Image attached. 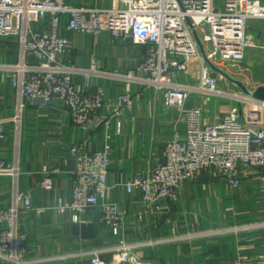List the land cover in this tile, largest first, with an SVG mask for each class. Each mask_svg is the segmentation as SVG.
I'll list each match as a JSON object with an SVG mask.
<instances>
[{"label":"crops","instance_id":"0c3cea01","mask_svg":"<svg viewBox=\"0 0 264 264\" xmlns=\"http://www.w3.org/2000/svg\"><path fill=\"white\" fill-rule=\"evenodd\" d=\"M63 2L74 8L115 7V0ZM69 22L70 16H63L58 33L71 42L63 61L81 70L98 62L102 72L88 81L82 75L75 76L74 82L88 94L103 88L107 104L114 103L124 92L132 95L135 102L121 120V133L117 120L107 131L96 129L95 119L86 128L76 127L66 107L21 99L11 85L10 73L0 71V122L5 130V138L0 140V162H6L16 174L0 175V210L11 209L17 194H30L32 206L45 210L42 215L23 211L19 217L20 231L27 236L25 258L45 261L42 264H90L89 257L80 254L111 250L123 241L143 245L133 253L142 264H264V169L240 166L238 188L225 181L218 170L209 169L197 181L184 185L175 201H162V211L138 218L144 211L142 192L134 189L129 195L126 187L136 175L145 179L153 176L165 145L175 132H184V121L177 112L165 108L163 91L117 78L141 65L146 45L124 42L104 32L97 37L79 34L68 30ZM252 25L248 36L254 46L247 49L242 66L227 72L232 79V73L239 74V79L233 80L249 92L264 87V21ZM35 27L47 32L42 23ZM203 47L205 52L210 50L209 45ZM19 60V38L0 37V65L15 66ZM212 73L217 74L214 70ZM200 77L198 62H193L188 72L172 75L174 82L193 87ZM223 79L219 89L227 97L192 94L187 101V108L202 110L206 125L221 123L233 107L240 105L232 97L245 96L239 87ZM76 145L84 146L83 154L108 152L105 201L119 205L126 215L117 236L100 223L99 209L82 215L79 224L73 223L74 212L61 215L56 211L59 201H73L71 174L77 169V160L70 157L69 151ZM56 168L61 172L53 177L54 190L41 189L39 183L45 171ZM76 225L93 227V236L87 229L76 233ZM69 255L76 257L57 260ZM101 259L111 261L112 254H104Z\"/></svg>","mask_w":264,"mask_h":264},{"label":"built area","instance_id":"2783aa9c","mask_svg":"<svg viewBox=\"0 0 264 264\" xmlns=\"http://www.w3.org/2000/svg\"><path fill=\"white\" fill-rule=\"evenodd\" d=\"M65 15L70 16L69 31L93 37L104 32L124 42L146 45L141 65L117 78L163 91L165 108L177 112L184 121V132H175L165 145L153 176L145 179L136 175L126 187L129 195L134 189L142 192L144 211L139 219L162 211V201H175L184 185L197 181L209 169L218 170L234 188L240 186V166L264 169V103L247 96L232 97L240 105L233 107L221 123L210 125L203 123L201 109L186 106L192 94L215 99L226 96L219 89L224 77L213 75L211 66L221 72L227 66H242L247 49L254 46L248 30L253 23L264 21V0H224L222 6L215 0H115V7L109 9L74 8L63 0H0V37H18L20 45L19 63L0 65V71L10 73L11 85L21 99L63 105L76 127L86 128L95 119L96 129L107 131L117 120L121 133V120L132 111L134 97L124 92L107 104L103 88L88 94L74 82L75 76L82 75L88 81L102 72L98 62L81 70L63 61L71 46L68 38L58 35ZM38 23L46 25L47 32L36 29ZM203 45H209L210 50L205 52ZM193 62L201 64L198 85L174 82L172 75L188 72ZM4 138V123L0 122V140ZM83 148L76 145L69 151L70 157L77 160V169L71 174L73 201H59L56 211L61 215L74 212L73 223L79 224L82 215L99 209L100 223L117 236L126 215L119 205L105 201L108 152L83 154ZM60 172L59 168L45 171L39 183L41 189L52 192L53 177ZM0 175L16 174L6 162H0ZM14 201L11 209L0 210V264H42L45 261L25 258L27 236L20 231L19 217L23 211L42 215L45 210L32 206L30 194H17ZM142 246L122 241L111 250L80 255L89 257L90 264H142L133 254ZM107 253L112 254L111 261L101 259Z\"/></svg>","mask_w":264,"mask_h":264},{"label":"water","instance_id":"95a60500","mask_svg":"<svg viewBox=\"0 0 264 264\" xmlns=\"http://www.w3.org/2000/svg\"><path fill=\"white\" fill-rule=\"evenodd\" d=\"M199 45H200V42H199ZM211 69L214 70L215 72H217L218 74L222 75L223 77H225L229 81H231L235 86L239 87L245 96L250 97L253 100H256L258 102L264 103V87H260L254 92H249L247 90V88L242 83H240L238 81H234L226 73L219 71L218 69H216L213 66H211ZM86 229H87V231H90L91 235L93 236V227L86 228V227H84V225H76L75 226V232L76 233L79 232L80 230L84 231V233H85Z\"/></svg>","mask_w":264,"mask_h":264},{"label":"rangeland","instance_id":"374dc122","mask_svg":"<svg viewBox=\"0 0 264 264\" xmlns=\"http://www.w3.org/2000/svg\"><path fill=\"white\" fill-rule=\"evenodd\" d=\"M224 0H215V3H216V5H218V6H222V2H223ZM252 26H255V25H252ZM252 26H250V28H249V31H248V34H250V31H251V29H252ZM251 40V39H250ZM252 41V40H251ZM201 65V64H200ZM229 69H232V67H226L225 68V70H224V72L227 74V72L229 71ZM236 69V68H235ZM231 74V73H230ZM230 76V75H229ZM231 77H233V79H239V74H235V73H232L231 74ZM225 78V77H224ZM222 81H226V78L225 79H223ZM245 97V96H244Z\"/></svg>","mask_w":264,"mask_h":264},{"label":"bare ground","instance_id":"6f19581e","mask_svg":"<svg viewBox=\"0 0 264 264\" xmlns=\"http://www.w3.org/2000/svg\"><path fill=\"white\" fill-rule=\"evenodd\" d=\"M227 97V96H226Z\"/></svg>","mask_w":264,"mask_h":264}]
</instances>
